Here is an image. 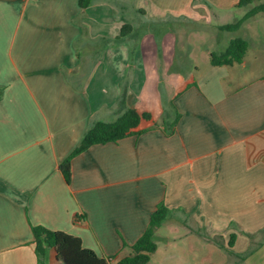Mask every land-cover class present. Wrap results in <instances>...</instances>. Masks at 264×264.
Returning <instances> with one entry per match:
<instances>
[{
  "label": "crops",
  "instance_id": "0c3cea01",
  "mask_svg": "<svg viewBox=\"0 0 264 264\" xmlns=\"http://www.w3.org/2000/svg\"><path fill=\"white\" fill-rule=\"evenodd\" d=\"M238 2L0 0V264H39L31 226L123 258L161 203L156 243L177 225L188 264H264V74L211 64ZM203 19L211 36H177ZM129 108L150 114L144 132L76 156L67 183L87 130Z\"/></svg>",
  "mask_w": 264,
  "mask_h": 264
},
{
  "label": "trees",
  "instance_id": "16d2710c",
  "mask_svg": "<svg viewBox=\"0 0 264 264\" xmlns=\"http://www.w3.org/2000/svg\"><path fill=\"white\" fill-rule=\"evenodd\" d=\"M92 0H79L80 6L86 8ZM239 7H249V10L235 22L221 26L224 30L235 31L249 18L264 13L263 0H239ZM131 29V25L124 24L122 35ZM249 49V43L243 38H234L228 47L222 52L211 53L212 65H230L242 62ZM174 108V119L167 123L168 112L163 117L162 124L168 134L174 132L180 120V113ZM148 112L140 113L136 109L129 108L114 122H97L84 134L77 148L60 165V171L67 183L72 177V160L87 151L94 145L118 143L119 141L143 133L137 131L142 120H150ZM173 210L161 203L151 215L150 222L145 233L131 246H127L129 254L123 258L99 257L94 251L83 247L82 240L62 231H53L44 226H31L34 236L35 251L39 264H48L49 250L53 249L55 258L59 264H149L151 256L157 251L156 234L159 228L169 219ZM233 237V236H232ZM114 260V261H113Z\"/></svg>",
  "mask_w": 264,
  "mask_h": 264
},
{
  "label": "rangeland",
  "instance_id": "374dc122",
  "mask_svg": "<svg viewBox=\"0 0 264 264\" xmlns=\"http://www.w3.org/2000/svg\"><path fill=\"white\" fill-rule=\"evenodd\" d=\"M246 9L247 8H241L239 9L241 12L235 11L234 15L239 17L242 11ZM210 12L216 13L217 11L210 10ZM233 16H228L227 21H230L229 23L236 21ZM205 24L206 21L203 19L197 23V26L188 27L186 29H181L178 25L177 36H211V34H209V26ZM179 31H181V33ZM214 32L215 36H223L226 40L240 37L248 41L249 49L246 54L248 64L246 68L243 67L239 69L243 80H248L260 74H264V13L259 14L257 19L251 18L238 30H224L222 32L216 31L215 29ZM218 50L219 49L215 48V51ZM198 62L200 68L203 69L205 63L203 64L200 60ZM160 231L164 236L172 240L167 239L166 241H159L157 243V251L151 256L152 264H188L190 261L195 260L194 256L191 257L190 255L189 239H182L181 242L179 240L177 241V238L181 237V234L177 233V225L168 226L167 228L162 227ZM178 243H180L179 246H177Z\"/></svg>",
  "mask_w": 264,
  "mask_h": 264
}]
</instances>
